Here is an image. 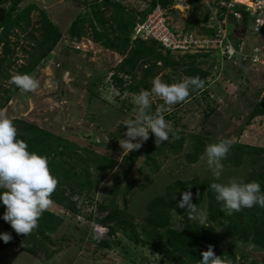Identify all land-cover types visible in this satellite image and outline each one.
Masks as SVG:
<instances>
[{
	"label": "rangeland",
	"instance_id": "1",
	"mask_svg": "<svg viewBox=\"0 0 264 264\" xmlns=\"http://www.w3.org/2000/svg\"><path fill=\"white\" fill-rule=\"evenodd\" d=\"M102 1L24 0L19 7V10H23L30 4L38 6L61 31L62 39L31 75L39 81V87L33 92L20 90L0 112V116L35 124L64 137L69 144L90 148L116 160L118 166L104 176L94 177V191L84 195L85 202L80 204V216L67 213L51 201L48 210L65 219L60 230L52 236L53 242L49 245V251L55 252V255L46 258L42 254L36 258L19 247L12 246L0 252V264H177L151 250L149 246L135 243L123 230L111 235L108 227L102 223V216H97L96 204L111 200L112 193L116 191L115 180L127 169L123 157L128 151L121 148L119 141L126 139L124 133L127 126L124 122L135 117V94L127 90L121 92L113 81L116 68L125 56L94 43L88 37L71 39L69 35L72 23L80 16L94 19L93 4ZM112 1L122 3L127 13L135 18H140V12L150 4L147 0ZM5 4L9 7L11 0H5ZM187 10L188 8L173 7L167 12V23L176 33L186 31ZM210 11L212 12L211 9ZM211 12L209 14V10H203L198 16L199 19L208 21L207 28L213 25ZM112 15L111 7L105 13V19L110 20ZM31 18L32 27L24 34L16 31L17 36L12 37L16 60L11 68H5L3 76L8 73L19 74L20 66L27 64L30 58L31 46L41 40L40 33L36 31L40 28V12L34 11ZM94 21L101 28V24L96 19ZM85 28L89 35L91 32L88 22ZM228 29L230 34L233 33L232 39L238 36L245 39L249 52L254 51L255 47H264V36L255 33L251 23H248V27L237 30L235 20H229ZM200 30L198 28L187 31L207 34ZM185 54L173 52L171 60L174 63L159 70V73L155 71V77L159 76L168 84L186 79L183 73L187 62L183 57ZM204 54L209 55L203 58L204 68L210 72L204 87L190 91L184 102L173 105L169 111L164 112L166 122L172 130L186 135L200 134L207 137V145L231 139L233 142L264 148V60L259 63L243 61L237 67L233 66V69L232 65L223 61L218 52L209 50L204 51ZM3 76L0 79V103L5 96L1 89L12 85V81ZM152 79H147L150 87L145 89L141 86V90H150ZM124 80L133 81L129 76H124ZM135 80L136 83H143L141 70L137 71ZM152 101V111L155 112L162 101L156 97H152ZM150 135L149 141L147 140L149 144ZM187 151L188 147L185 153ZM252 160L249 157L241 167L223 164V173L216 179L207 167L206 158H201L196 164H188L183 153L170 158L160 173L150 175L142 157L125 178L122 176L124 182L115 199L121 207L126 206L127 200L128 211L135 216V224L139 225L148 214L147 204L155 197L162 196L172 182L200 177L216 183H227L233 178L246 183ZM141 167L144 169L143 173L138 171ZM255 167L264 169V156L257 159ZM148 181H151L148 189L137 192L132 199L129 193H125L130 182L136 188ZM131 191L133 193V189ZM197 208L206 211L207 200L204 199ZM4 211L5 206L0 204V216ZM4 223L0 219V233H5ZM187 223L198 222L175 216L173 227L182 229ZM207 225L217 232L222 248L264 264V248L239 242L228 235L224 228L209 220Z\"/></svg>",
	"mask_w": 264,
	"mask_h": 264
},
{
	"label": "trees",
	"instance_id": "2",
	"mask_svg": "<svg viewBox=\"0 0 264 264\" xmlns=\"http://www.w3.org/2000/svg\"><path fill=\"white\" fill-rule=\"evenodd\" d=\"M24 0H11L8 7L5 0H0V79L5 68H11L15 63L14 45L12 37L17 36L16 31L26 33L33 25L31 15L34 11L40 12L38 31L41 40L31 46L30 58L27 64L20 66L19 74H29L53 52L62 39L61 31L54 25L48 15L35 4H30L23 10H19ZM176 4V0H162L161 5L167 12ZM156 3L150 2L148 8L140 12V18L129 15L120 2L103 0L101 3L93 4V17L101 24V28L95 25L94 19L80 16L70 27L71 39L88 37L94 43L100 44L106 49L113 50L125 56L117 66L113 75L116 87L121 91L138 94L141 86L148 89V78H154L156 71L166 69L172 63L173 52L165 50L159 43L154 41H143L134 38L136 24L144 21L153 11ZM213 6L218 8L217 2ZM112 7L113 15L110 20L105 19V13ZM203 10L210 9L202 0L188 1V20L185 30L201 29L207 34L213 35L214 29L207 28V20L199 19ZM89 23L90 34L85 31V24ZM248 27V18L245 15L242 27ZM200 30V31H201ZM202 33V32H201ZM264 36V31L260 32ZM233 34V33H232ZM239 34V33H237ZM127 54V55H126ZM209 55L185 54L187 62L183 69L184 75L188 77L199 76L204 83L210 75L208 69L204 68L203 58ZM233 69H235L232 66ZM143 72V83H136V73ZM9 73L3 76L12 81ZM124 76H129L133 81H125ZM3 101L0 103V112L20 91L13 83L9 88H2ZM154 110V108L152 109ZM154 112V111H153ZM17 129V138L24 140L28 145L29 152H35L47 157L50 173L57 178L56 190L51 194V201L67 213L77 216L81 215V202H85V194H91L95 188L94 177L104 176L118 166V162L108 156H103L90 148H82L69 144L68 141L39 126L21 119L12 120ZM151 136V143L144 141L140 149L128 152L123 157V163L127 169L122 172L119 179L115 180V190L111 200H105L96 204L97 216H102L103 225L108 227V233L115 235L117 231L123 230L126 235L137 244L149 246L151 250L176 262L177 264H199L201 253L212 247L217 256L232 264H260L248 257L238 256L235 252L226 250L220 246L217 232L206 224L205 227L199 223H187L182 229L173 227L174 217L182 220L189 219L185 209L177 207L181 199V193L191 191L192 203L199 207L204 199L207 200L208 220L216 223L241 243H252L264 248V208L254 206L243 208L239 212L227 215L221 210L222 205L215 199V194L210 189L211 179L194 177L189 180H176L169 184L162 196L155 197L147 204L148 214L139 225L135 224L136 218L129 213L126 206L121 207L115 199L117 192L124 182L126 174L140 160L144 158V165L148 168L150 175L160 173L165 163L172 157L185 154L188 164L198 163L204 155L205 147L209 139L200 134L186 135L183 132L173 130L168 142L160 145L155 143V136ZM186 147L188 151L185 153ZM68 151V154H66ZM67 155V156H66ZM264 156V148L233 142L227 158L222 162L224 165L241 167L246 159L252 158L250 175L247 182L258 181L264 190V169H257V159ZM143 168H138L143 173ZM123 176V178H122ZM246 182V183H247ZM151 181L134 186L133 182L128 184L125 193L130 194V199L139 191L148 189ZM190 187V188H189ZM133 189V193L131 191ZM65 219L50 210H46L38 219L37 226L26 237L17 234L10 224L4 223L5 232L12 236L8 243L0 241V252L12 247H19L33 257L51 258L55 252L49 251V245L53 242L55 235L63 226Z\"/></svg>",
	"mask_w": 264,
	"mask_h": 264
},
{
	"label": "clouds",
	"instance_id": "3",
	"mask_svg": "<svg viewBox=\"0 0 264 264\" xmlns=\"http://www.w3.org/2000/svg\"><path fill=\"white\" fill-rule=\"evenodd\" d=\"M12 83L23 92H33L39 87V81L29 74L13 76ZM151 85L150 90H141L134 95L135 117L124 122L127 126L124 133L126 139H120L119 143L121 148L129 153L140 149L142 143L148 140L150 133L155 136L157 145L168 142L173 130L163 113L169 111L171 106L184 102L190 91L203 88L204 81L195 76L168 84L157 76L151 80ZM152 97L162 101L155 112L152 111ZM232 145L231 139L206 145L202 158H206L207 167L214 178L219 179L222 175L224 170L222 162L227 158ZM57 184V178L50 173L47 157L29 152L27 143L17 138V129L13 121L0 116V204L5 206L0 219L10 224L15 233L27 237L36 228L40 216L50 206V197ZM209 187L215 194L217 202L221 203V210L227 215L239 212L243 208L251 209L254 206L264 208V190L258 181L245 183L233 178L227 183L213 182ZM192 196L191 191L182 192L177 207L185 209L191 221H197L200 226L205 227L208 213L192 203ZM11 239L9 233H0V241L8 243ZM199 264L232 262L222 260L209 246L207 251L201 253Z\"/></svg>",
	"mask_w": 264,
	"mask_h": 264
},
{
	"label": "built area",
	"instance_id": "4",
	"mask_svg": "<svg viewBox=\"0 0 264 264\" xmlns=\"http://www.w3.org/2000/svg\"><path fill=\"white\" fill-rule=\"evenodd\" d=\"M156 6L144 21L138 22L134 29V38L154 41L166 50L181 53L218 52L224 62L237 67L243 61L259 63L264 60V47H255L248 51L245 39H232L228 31L229 20H235L237 28L242 27L244 16L253 25V31H264V0H202L211 12L213 35L197 34L192 31L176 33L167 23V14L161 5L162 0H147ZM189 0H176L175 8H188ZM214 2L218 8L213 9Z\"/></svg>",
	"mask_w": 264,
	"mask_h": 264
}]
</instances>
